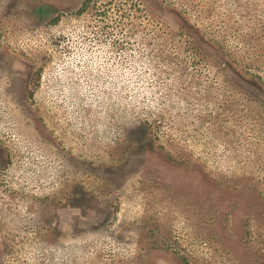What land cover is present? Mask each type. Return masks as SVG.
I'll return each instance as SVG.
<instances>
[{"label": "rangeland", "instance_id": "1", "mask_svg": "<svg viewBox=\"0 0 264 264\" xmlns=\"http://www.w3.org/2000/svg\"><path fill=\"white\" fill-rule=\"evenodd\" d=\"M0 264H264V0H0Z\"/></svg>", "mask_w": 264, "mask_h": 264}, {"label": "trees", "instance_id": "2", "mask_svg": "<svg viewBox=\"0 0 264 264\" xmlns=\"http://www.w3.org/2000/svg\"><path fill=\"white\" fill-rule=\"evenodd\" d=\"M83 5H85V3H84ZM139 133H140V132H139Z\"/></svg>", "mask_w": 264, "mask_h": 264}]
</instances>
